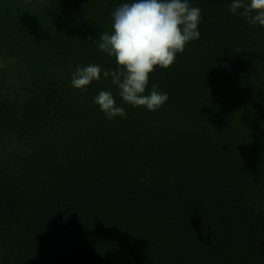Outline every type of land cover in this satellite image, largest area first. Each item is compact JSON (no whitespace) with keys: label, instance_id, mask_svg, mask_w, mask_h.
Masks as SVG:
<instances>
[{"label":"trees","instance_id":"1","mask_svg":"<svg viewBox=\"0 0 264 264\" xmlns=\"http://www.w3.org/2000/svg\"><path fill=\"white\" fill-rule=\"evenodd\" d=\"M126 2L0 0V264H264V26L188 0L200 37L149 74L169 99L148 111L71 86L116 68L99 35Z\"/></svg>","mask_w":264,"mask_h":264},{"label":"clouds","instance_id":"2","mask_svg":"<svg viewBox=\"0 0 264 264\" xmlns=\"http://www.w3.org/2000/svg\"><path fill=\"white\" fill-rule=\"evenodd\" d=\"M229 10L250 25L264 26V0H232ZM111 15L112 31L99 35L98 49L115 59L116 68L78 65L71 86L86 93L93 81L110 79L124 103L156 111L169 96L155 85L150 94H145L149 74L156 67L168 69L188 42L199 39L201 9L191 6L188 0H132L116 7ZM88 40L93 41L91 35ZM94 103L109 120L126 115L110 90L99 91Z\"/></svg>","mask_w":264,"mask_h":264}]
</instances>
